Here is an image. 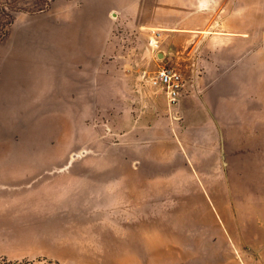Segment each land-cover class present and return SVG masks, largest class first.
Wrapping results in <instances>:
<instances>
[{"label":"crops","instance_id":"0c3cea01","mask_svg":"<svg viewBox=\"0 0 264 264\" xmlns=\"http://www.w3.org/2000/svg\"><path fill=\"white\" fill-rule=\"evenodd\" d=\"M46 20L41 29L37 19L15 17L2 39V132L30 136L0 141V183L2 160L49 174L72 151H91L84 163L110 174L114 204L149 205L144 182L185 181L175 196L194 204L205 197L226 221L244 211L256 195L245 187L263 172L264 0H80L69 15L48 12ZM146 25L203 37L202 88L176 105L145 96L123 58L136 46L120 37L143 35ZM230 225L216 227V244L230 243Z\"/></svg>","mask_w":264,"mask_h":264},{"label":"rangeland","instance_id":"374dc122","mask_svg":"<svg viewBox=\"0 0 264 264\" xmlns=\"http://www.w3.org/2000/svg\"><path fill=\"white\" fill-rule=\"evenodd\" d=\"M79 5L80 0H0V66L2 39L15 17L37 19L38 28L44 29L48 12L69 15ZM167 25L176 26L174 22ZM192 25L208 27L203 21ZM132 26L139 28L136 23ZM132 26L119 24L121 30ZM158 27L142 26L143 35L120 37L125 44L136 46L135 52H126L123 58L136 74L141 92L145 96L163 94L144 93L140 74L147 65L180 69L189 80L188 93L198 91L209 59L202 48L203 37L176 36L171 29ZM156 52L164 56L158 54V59ZM29 136L2 132L0 100V141ZM74 152H79L76 159H72ZM95 155L72 151L70 162L56 164L49 174H32L31 165L2 160L0 264H264V150L263 172L248 181L244 190L256 195L248 196L252 202L244 203L243 212H230L228 221L208 206L205 197L194 204L190 197L175 196L187 187L185 181H151L143 187L140 182L145 190L143 200L149 205L114 204L110 174L96 173L93 163H84V157ZM227 224H232L230 243L216 244V227Z\"/></svg>","mask_w":264,"mask_h":264},{"label":"built area","instance_id":"2783aa9c","mask_svg":"<svg viewBox=\"0 0 264 264\" xmlns=\"http://www.w3.org/2000/svg\"><path fill=\"white\" fill-rule=\"evenodd\" d=\"M155 56L159 59L158 52ZM140 82L146 95L163 93L171 105H176L188 92L189 80L174 66L158 65L152 69L147 65L141 71Z\"/></svg>","mask_w":264,"mask_h":264},{"label":"bare ground","instance_id":"6f19581e","mask_svg":"<svg viewBox=\"0 0 264 264\" xmlns=\"http://www.w3.org/2000/svg\"><path fill=\"white\" fill-rule=\"evenodd\" d=\"M154 38H155V37H154ZM153 40H154V39H153ZM153 42L155 43L156 41H153ZM91 150H92V149H91ZM92 151H93V150H92ZM83 152H84V151H83ZM90 152H91V151H90ZM78 154H79V152H74V153L72 154V155H73L72 158L74 159V158L76 157V155H78ZM82 154H83V153H82ZM66 166H67V165H66ZM66 166H65V167H66ZM65 167H64V168H65ZM61 169H62V168H61ZM62 170H63V169H62Z\"/></svg>","mask_w":264,"mask_h":264}]
</instances>
